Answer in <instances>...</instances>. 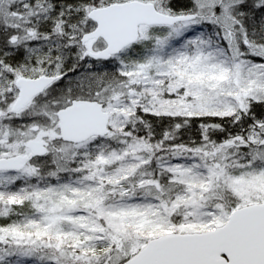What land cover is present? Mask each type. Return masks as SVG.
I'll use <instances>...</instances> for the list:
<instances>
[{
    "label": "snow or ice",
    "instance_id": "snow-or-ice-1",
    "mask_svg": "<svg viewBox=\"0 0 264 264\" xmlns=\"http://www.w3.org/2000/svg\"><path fill=\"white\" fill-rule=\"evenodd\" d=\"M0 264H264V0H0Z\"/></svg>",
    "mask_w": 264,
    "mask_h": 264
}]
</instances>
